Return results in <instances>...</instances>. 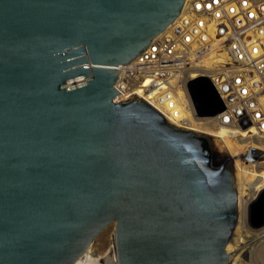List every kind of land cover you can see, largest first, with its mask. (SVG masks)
<instances>
[{
  "label": "water",
  "instance_id": "water-1",
  "mask_svg": "<svg viewBox=\"0 0 264 264\" xmlns=\"http://www.w3.org/2000/svg\"><path fill=\"white\" fill-rule=\"evenodd\" d=\"M185 0H0V264H74L115 223L118 264H225L232 158L131 95L129 62Z\"/></svg>",
  "mask_w": 264,
  "mask_h": 264
},
{
  "label": "built area",
  "instance_id": "built-area-1",
  "mask_svg": "<svg viewBox=\"0 0 264 264\" xmlns=\"http://www.w3.org/2000/svg\"><path fill=\"white\" fill-rule=\"evenodd\" d=\"M117 68L114 101L134 94L171 124L229 139L236 182L255 168L264 178V0H185L179 15ZM191 119L204 132L192 129ZM241 183L238 204L241 198L246 210L238 206V220L263 242L264 190L260 181ZM113 248L109 262L118 264Z\"/></svg>",
  "mask_w": 264,
  "mask_h": 264
},
{
  "label": "bare ground",
  "instance_id": "bare-ground-1",
  "mask_svg": "<svg viewBox=\"0 0 264 264\" xmlns=\"http://www.w3.org/2000/svg\"><path fill=\"white\" fill-rule=\"evenodd\" d=\"M185 114H189V112L186 110ZM191 121H193V123L191 124L192 129H196L198 131H203L204 132V127L201 126V124L193 119H191ZM216 135H218L219 137H224L226 135V131L224 129H219L218 132H216ZM218 141H221L222 145H224L225 147H223L224 149L228 146V147H236L235 143H233L232 141H230L229 139L225 138L224 140L221 138L217 139ZM241 145H237V147H240ZM238 181L236 182L235 180V184H236V190L239 192L240 196H241V192L243 193V188H244V184H242L241 182L244 181H248L249 183H255L256 181H260V189L264 190V178L262 177V174L258 171V169H253L252 172L250 174H248L245 170L242 171V173H240L238 175ZM239 209L245 211L246 207L243 206V203L241 201V198L239 199ZM240 228V230H239ZM247 223H242L241 222V217L240 219L237 221L235 230L232 232V235L230 236L225 250L228 253V257H227V261L225 264H249L245 261V251L247 252L249 245H250V241H247L245 239V236L247 235ZM113 247V244H112ZM113 249H110L108 251H105L102 254H94L92 252V245H90L86 251L84 252V254H82L75 262L74 264H110L109 260L111 257V254L113 253ZM249 256V255H248Z\"/></svg>",
  "mask_w": 264,
  "mask_h": 264
},
{
  "label": "rangeland",
  "instance_id": "rangeland-1",
  "mask_svg": "<svg viewBox=\"0 0 264 264\" xmlns=\"http://www.w3.org/2000/svg\"><path fill=\"white\" fill-rule=\"evenodd\" d=\"M222 145V144H221ZM222 147H225L222 145ZM240 230V228H239ZM115 223L112 222L107 225L93 240L92 252L94 254H102L105 251L112 249V244L115 243ZM250 230L248 229L245 239L250 241L249 248L247 252L245 251L246 257L245 261L249 264H264V241L261 242L257 240L254 235L250 237ZM254 234V232H252ZM263 246V247H262ZM249 255V256H248Z\"/></svg>",
  "mask_w": 264,
  "mask_h": 264
},
{
  "label": "crops",
  "instance_id": "crops-1",
  "mask_svg": "<svg viewBox=\"0 0 264 264\" xmlns=\"http://www.w3.org/2000/svg\"><path fill=\"white\" fill-rule=\"evenodd\" d=\"M263 246H264V244H263ZM263 246H262V247H263Z\"/></svg>",
  "mask_w": 264,
  "mask_h": 264
}]
</instances>
